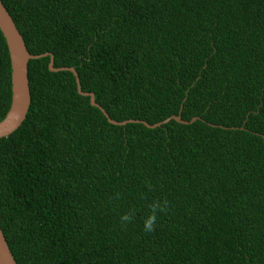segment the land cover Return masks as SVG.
Masks as SVG:
<instances>
[{"label":"trees","instance_id":"obj_1","mask_svg":"<svg viewBox=\"0 0 264 264\" xmlns=\"http://www.w3.org/2000/svg\"><path fill=\"white\" fill-rule=\"evenodd\" d=\"M1 1L31 54L133 120L29 60L26 117L0 137L17 264H264V0ZM10 102L0 31V120ZM171 115L187 123L135 121Z\"/></svg>","mask_w":264,"mask_h":264},{"label":"water","instance_id":"obj_2","mask_svg":"<svg viewBox=\"0 0 264 264\" xmlns=\"http://www.w3.org/2000/svg\"><path fill=\"white\" fill-rule=\"evenodd\" d=\"M0 31L2 32L10 58L11 67V102L10 107L2 120H0V137H5L17 129L26 117L29 105H30V87L28 80V62L30 59L40 58L46 55L50 56L48 63V68L50 71H61L68 70L71 71L75 76V81L77 85V91L81 95H86L90 97V103L94 106L99 107L103 114L106 116L107 120L112 124H125L126 122H131L133 120L126 121H115L110 118V116L105 112V110L99 106L94 100V94L92 92H84L81 90L80 80L77 72L73 67H55L54 57L49 52H44L41 54H31L25 45V41L18 30L16 24L14 23L8 10L0 0ZM174 119L176 121L187 123L185 120H181L179 115H171L161 122H156L152 125L143 121L135 120L136 122H141L147 127L159 126L162 123L168 122ZM195 118H192V121ZM0 264H17L15 261L6 238L0 228Z\"/></svg>","mask_w":264,"mask_h":264},{"label":"clouds","instance_id":"obj_3","mask_svg":"<svg viewBox=\"0 0 264 264\" xmlns=\"http://www.w3.org/2000/svg\"><path fill=\"white\" fill-rule=\"evenodd\" d=\"M150 187V185H149ZM121 194L116 193V195L113 197V199H120ZM142 199H145L146 197L142 196ZM149 213L144 219V231L146 233L154 232L157 225L158 220V214L160 213H166L168 212L170 208V202L167 199H164L163 201L157 199L152 201L149 205ZM136 215V209L132 208L129 209L128 212L124 213L120 216V223L122 227H126L128 224L132 223L135 219Z\"/></svg>","mask_w":264,"mask_h":264}]
</instances>
